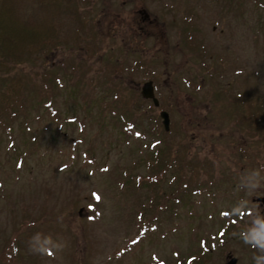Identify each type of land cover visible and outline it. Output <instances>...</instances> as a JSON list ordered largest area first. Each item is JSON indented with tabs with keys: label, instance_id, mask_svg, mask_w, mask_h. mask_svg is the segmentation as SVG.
I'll return each instance as SVG.
<instances>
[{
	"label": "rangeland",
	"instance_id": "374dc122",
	"mask_svg": "<svg viewBox=\"0 0 264 264\" xmlns=\"http://www.w3.org/2000/svg\"><path fill=\"white\" fill-rule=\"evenodd\" d=\"M73 1L6 0L47 30L50 44L30 59L21 47L17 67L36 66L53 96L0 124V256L17 254L0 264H255L264 253L240 233L264 216V0ZM76 63L95 89L78 86ZM148 80L159 106L142 96ZM163 139L201 165L188 194L175 166L148 183ZM37 233L63 251L31 253Z\"/></svg>",
	"mask_w": 264,
	"mask_h": 264
},
{
	"label": "trees",
	"instance_id": "16d2710c",
	"mask_svg": "<svg viewBox=\"0 0 264 264\" xmlns=\"http://www.w3.org/2000/svg\"><path fill=\"white\" fill-rule=\"evenodd\" d=\"M50 1L53 2L54 0H43L45 4ZM73 6L74 1L68 0L66 8H68L69 11H73ZM183 20L185 22L184 24L189 27L185 32L186 36H192V33L195 30V27L192 24L193 19L191 18V20H189V17L187 16ZM46 31L47 30H45L44 27H34L16 19V16L13 14V8L6 7V0L0 7V49L7 50V52L5 51L6 53H1L2 57H0V64H3L2 66L7 69V72L9 71V77L0 80V124L6 131L11 128L10 122L12 123L21 116H24V118L27 117L29 107H34L35 105L51 106L52 104V99L49 98L53 96V91L50 92V88H47L45 85L46 82H42L39 74L40 72L35 68L36 66H34V68L30 67L29 72L25 74L19 71L21 69L17 67L19 60L23 58L22 51L25 50L22 48H24V46L28 47L27 52L29 54L28 58L30 59V56L35 55L39 50L46 48L50 44L47 40L48 33ZM30 62L33 64V60ZM5 63H7V66L4 65ZM86 67H89L88 64L84 67V64L82 63H76L74 66L75 70L77 69L79 72L83 73L80 79H78V86H85V88L93 90L97 86L94 77L91 75V72L94 70L92 67H89L88 69ZM44 76L45 81H53L50 74L45 73ZM39 79L41 81H39ZM73 83L77 84L75 81ZM28 93H32V95ZM30 95L32 96V100L30 99ZM242 97L243 95L240 94L235 99L242 101L244 104V99ZM114 99L115 102L123 103L122 101L125 100V97H123V91L119 90ZM46 100L48 101L46 102ZM131 107L132 105L130 103V108ZM247 111L252 113L253 109L251 105L247 108ZM255 117L256 116L254 115L252 116V121L255 120ZM4 118L6 119L4 120ZM22 124L26 130L31 131L27 121H22ZM159 124L160 125L157 127L162 129L164 136H168L171 127L169 131H166L164 126L161 123ZM183 146L184 145L181 142L180 145L172 146L169 142H166L164 139L162 140V148L158 150V154L161 151V155L154 157L151 159L152 161H148L153 169L155 167L156 170L159 171L158 174L153 173L152 176H148L149 185L157 186L167 170L171 169V166H175L180 185L178 193L181 192L183 194H188L187 192H189L195 184V181L191 182L190 179L192 178V173L197 171L198 174L201 165L193 162L187 164L189 158H182L181 153H189V151H185ZM178 155L179 157L176 158ZM195 187L196 186H194L193 189H195ZM168 197L172 196L169 195ZM17 249L18 248L15 250L17 251ZM5 252L0 256V262L4 261L3 259H7L8 256L10 262L14 256H17L15 252L9 249H6ZM4 263L5 262H3V264Z\"/></svg>",
	"mask_w": 264,
	"mask_h": 264
},
{
	"label": "clouds",
	"instance_id": "9594fccd",
	"mask_svg": "<svg viewBox=\"0 0 264 264\" xmlns=\"http://www.w3.org/2000/svg\"><path fill=\"white\" fill-rule=\"evenodd\" d=\"M249 224L250 226L240 233L243 243L260 253H264V216L256 214L255 219L251 218ZM64 247L63 243H52L51 237L42 238L39 233L35 234L29 241V251L42 257H55L58 252L63 251ZM253 259L255 264H261V261H264V255L254 256Z\"/></svg>",
	"mask_w": 264,
	"mask_h": 264
},
{
	"label": "water",
	"instance_id": "95a60500",
	"mask_svg": "<svg viewBox=\"0 0 264 264\" xmlns=\"http://www.w3.org/2000/svg\"><path fill=\"white\" fill-rule=\"evenodd\" d=\"M142 96L145 99L153 100V102L156 106L160 105V101L156 96L153 80H149V81L144 83V85L142 87ZM160 116L162 117L165 130L169 131L170 127H171V118H170L169 112L166 110H163V111H161ZM259 200L264 202V198H261ZM236 262H237V259H233L231 261V264H235Z\"/></svg>",
	"mask_w": 264,
	"mask_h": 264
},
{
	"label": "snow or ice",
	"instance_id": "6c2138e0",
	"mask_svg": "<svg viewBox=\"0 0 264 264\" xmlns=\"http://www.w3.org/2000/svg\"><path fill=\"white\" fill-rule=\"evenodd\" d=\"M96 198H97V199H99V197H98V196H97Z\"/></svg>",
	"mask_w": 264,
	"mask_h": 264
}]
</instances>
